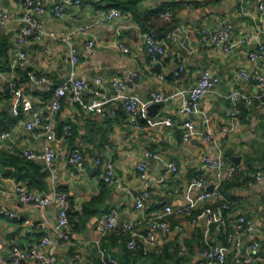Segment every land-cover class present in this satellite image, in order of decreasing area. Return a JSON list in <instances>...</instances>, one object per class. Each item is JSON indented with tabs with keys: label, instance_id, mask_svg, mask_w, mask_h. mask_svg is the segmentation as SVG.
<instances>
[{
	"label": "crops",
	"instance_id": "crops-1",
	"mask_svg": "<svg viewBox=\"0 0 264 264\" xmlns=\"http://www.w3.org/2000/svg\"><path fill=\"white\" fill-rule=\"evenodd\" d=\"M58 0H32L41 4L42 13H33L40 28L53 30L58 34L77 29L71 47L78 55V63L71 64L63 42L43 36L28 40L22 45L16 43L17 34L25 27L21 16L26 5L22 0H1L11 13V20L0 29V39L5 46L0 66V151L7 155L26 158L24 150L40 153L45 144L56 152V157L44 170L42 158L31 159L41 166L42 185L29 186L25 180H18L17 167L0 155V256L7 258L11 248L19 245L29 248L42 236L54 237L47 223L56 219L59 204L53 200L43 211L36 205L22 204L15 192V186L25 184L39 194L51 195L52 188L65 191L70 199L71 226L69 242H63L54 249L55 260L51 264H102L98 248L105 247L118 260V264H200V252L210 245H219L225 259L222 264H236L233 258L234 246L227 240L232 223L240 215L251 219L253 229L242 236V244L259 243L258 257L264 256V178L257 182L253 174L264 168V106L242 105L237 116L226 114L232 108L228 94L232 88L247 93H261V89L239 75V69L251 72L260 70L264 62V49L255 59L249 52L257 50L264 43V17L257 10L258 0H81L79 4L64 6L61 16L53 15L51 6ZM121 10L119 16L110 20L104 18L109 8ZM161 8L158 15L143 19L142 14ZM139 13L143 29L134 15ZM169 13V15H164ZM230 23L232 38L237 41L230 53L217 47H205L199 41L198 30L202 26L217 29ZM171 25L183 32L179 36L171 30L167 36H159L152 30H165ZM151 32L165 44V51L157 61H152L145 48L143 34ZM187 44L184 45V39ZM88 40L95 42L94 50L88 52ZM118 40L128 46V52L120 51L113 42ZM27 54L23 64H13L18 51ZM182 63L184 70L178 78L174 71ZM209 69L218 76L217 85L201 99L198 109L189 115L203 133H210L206 140L202 135H193L187 140L181 138V122L186 116L177 110L186 92L198 80L202 69ZM45 75L46 81L33 82L28 72ZM70 71L87 80L89 87L83 91L85 101L104 93L111 94L110 84L122 79L127 84L126 93L135 95L140 104L146 103L151 92H160L165 99L159 103L158 113L150 116L144 110L139 118L141 127L135 129L126 123V113L121 100H110L99 110H86L69 96L62 99L61 107L52 112L50 100L54 87ZM131 72L141 77L130 76ZM100 78V83L94 78ZM13 80L32 101L42 108L44 116L50 119L54 138H46L43 126L27 130L22 116L12 114V107L18 103L17 94L9 91L8 83ZM172 122L167 123L166 119ZM202 120H206L202 123ZM70 127L69 135H63V127ZM226 127L227 129H224ZM79 148L84 156L83 169H76L66 161L67 154ZM145 151L156 152L158 158H147ZM101 155L113 162L118 182L110 184L101 178L102 170L95 164V157ZM206 156L224 159L220 170L222 177L228 167H235V175L223 178L220 190L230 201V207L223 211V221L210 224L205 231V213L213 210L219 200L205 199L196 202L190 213L169 222H179L180 230L156 231V245L139 243L134 249H127L128 234L116 228L95 242L94 226L107 212L114 210L120 225L127 219L141 220L136 228L143 232L148 224L143 218L158 213L164 204L185 206L195 202L196 196L216 184L215 171L204 165ZM235 158V159H234ZM238 158V159H237ZM27 159V158H26ZM174 161L177 171H167V163ZM146 165L148 181L138 177L136 166ZM194 178L203 179L197 184ZM149 190L141 210L135 208L136 197ZM14 213L10 218L7 213ZM180 239L186 245V253L179 256L176 249ZM47 252V248H45ZM80 255L81 258H78ZM182 259H181V258ZM20 264H38L36 260H24ZM252 264H264L255 258Z\"/></svg>",
	"mask_w": 264,
	"mask_h": 264
},
{
	"label": "built area",
	"instance_id": "built-area-1",
	"mask_svg": "<svg viewBox=\"0 0 264 264\" xmlns=\"http://www.w3.org/2000/svg\"><path fill=\"white\" fill-rule=\"evenodd\" d=\"M100 2L102 0H94ZM27 6L25 12L21 16V19L26 23L25 27L17 34L16 43L22 45L28 40H35L42 38L43 36H50L53 39L63 42L67 45L68 50L66 54L71 64L78 63V55L74 48L71 47V41L77 29H73L64 34H58L53 30H44L39 27L33 13H42L44 8L41 4H34L32 0H23ZM81 0H58L51 6V11L55 16H61L65 5L74 3L79 4ZM257 10L261 18L264 17V0L257 1ZM121 10L116 7L109 8L105 13L104 18L107 20L112 19L115 16H119ZM164 15H169L165 13ZM11 13L2 5L0 0V29H4L8 22L11 20ZM230 23H224L217 29H211L206 26H202L198 30L199 41L205 47H217L225 53H230L237 41L232 38V28ZM145 48L152 61H157L160 55L165 51V44L156 39L151 32H145L143 34ZM113 44L122 52H128L129 48L124 43L115 40ZM95 42L88 40L86 43V49L88 52L94 50ZM264 49V43H260L257 50L249 52L248 57L255 59L258 56L259 50ZM27 60L26 52L20 50L13 57V64H23ZM184 70V65L180 63L174 71V78H178L180 73ZM239 75L249 80L261 89V93H247L239 88H232L228 94V97L232 103V108L226 109V114L229 116H237L242 112V105H255L257 107L264 106V62L260 66V70L251 72L245 68L239 69ZM29 78L33 82L46 81L45 75H37L34 72H28ZM132 77H141L136 72H131ZM218 76L211 70L205 68L199 73L196 83L188 89L186 96L183 98L177 113L182 116H186L181 122V138L183 140L189 139L193 135H202L206 140L211 136L210 133H203L197 129V125L189 118V115L195 112L201 99L205 94L211 91L218 83ZM94 82L99 84L100 78L95 77ZM89 87V82L83 78L75 75L74 71H70L67 76L54 87L53 94L50 100V107L52 112L57 111L61 107L62 99L65 96H69L72 101L78 103L82 108L86 110H99V108L110 100H121L122 107L126 113V123L135 129L141 127L139 118L142 112L146 110V107L153 102H161L165 99L164 95L160 92H151L149 100L140 104L138 98L126 93L127 84L122 79H115L110 84L111 94L106 95L104 93L99 96L93 97L88 101L82 98V93ZM10 93L17 94L19 101L12 107V114L22 116L24 126L27 130L32 129L35 126H43L44 135L46 138H54L55 132L52 128L50 119L52 115L44 116L42 108L35 104L32 99L21 92L16 82L11 80L8 83ZM206 120H202L204 123ZM167 123H171V118L166 119ZM224 129H227L224 127ZM70 127L65 125L63 127V135H69ZM9 135L8 131L1 132V137ZM23 155L27 159L42 158L44 161V170L48 167L56 157V152L47 143L40 153L33 150H24ZM144 156L147 158H158L159 154L156 152L145 151ZM68 164L73 165L76 169H83L84 156L79 148L72 149L66 157ZM95 164L102 170L101 178L110 184H116L118 182V175L115 170L112 161L104 159L101 155H98L94 159ZM204 165L215 171L216 184L211 190H202L195 198V202L185 206H173L170 203L164 204L163 208L155 214L149 215L145 218V222L148 224L146 231H139L136 228V224L141 220L127 219L120 225L117 222V214L114 210L105 213L100 220L94 226L95 242L99 243L100 239L113 232L116 228L120 227L122 232L128 234L126 240L127 249H134L139 243H144L145 246L154 247L156 245L155 232L162 231L168 232L170 230H180L179 222L171 223L166 217L171 216L175 219H179L191 212L196 202H200L205 199L219 200V204L213 210H208L205 213V231L204 235H207L208 229L211 223L223 221V211L230 207V201L226 200L220 190V183L223 178H231L235 175V167L233 165L228 167L227 174L222 177L220 170L225 165L224 159H216L210 156H206ZM167 171L175 173L177 171V165L174 161L167 163ZM136 169L138 171V177L142 180L148 181V173L146 165L143 162L137 164ZM253 177L255 181L259 182L264 178V168L257 170ZM193 181L197 184L203 182V179L194 178ZM15 192L18 195L19 201L22 204L31 203L36 205L41 211L50 204L53 200H56L59 204V210L54 222L49 223L45 218L43 223H47L54 235L53 238L45 235L33 246L29 248H21L19 245H15L11 248L9 257L3 258L0 256V264H20L24 260H36L38 264H51L55 260L54 249L56 246L63 242H69L70 236V216L69 209L71 207L70 199L65 191L58 190L53 187L51 195L39 194L35 190L27 187L25 184H18L15 186ZM149 197V190L144 189L135 200V208L141 210L144 206L145 200ZM7 215L12 218L15 217L14 213L10 212ZM119 226V227H118ZM232 232L228 234L227 240L234 246L233 258L236 264H252L255 258L264 260L263 257H258L257 251L259 250V243L253 241L247 245L242 244V236L249 233L253 229V223L251 219L245 215H240L232 223ZM207 247L200 252L201 263L200 264H222L225 259L223 249L219 245H210L206 240ZM47 248V252H45ZM177 253L182 256L186 253V245L183 239H180L177 244ZM81 258L80 255H77ZM98 257L102 264H118V260L114 258L105 247L98 248ZM83 264H92L90 260L83 261Z\"/></svg>",
	"mask_w": 264,
	"mask_h": 264
},
{
	"label": "trees",
	"instance_id": "trees-1",
	"mask_svg": "<svg viewBox=\"0 0 264 264\" xmlns=\"http://www.w3.org/2000/svg\"><path fill=\"white\" fill-rule=\"evenodd\" d=\"M161 11H162L161 8L156 9V10H151V11L147 12V15L142 14V17H143V19H145L146 17H148L150 15L155 16V15H158ZM133 12H134L136 19L139 21L141 27L143 29L149 30V25L148 26L144 25L143 19H141V17H139V13L134 11V10H133ZM2 41L3 40L0 39V61H1V54L5 50V46L3 45ZM3 67H5V65L0 66V68H3ZM0 155L4 157L2 159L13 163L17 167L16 176H17L18 180H25L29 186L42 185L43 184V179H42L43 174L40 171L41 166L36 164L33 160L21 158V157H17V156H12V155H7L1 151H0ZM69 216H71V214H69ZM70 221H71V218H70Z\"/></svg>",
	"mask_w": 264,
	"mask_h": 264
},
{
	"label": "water",
	"instance_id": "water-1",
	"mask_svg": "<svg viewBox=\"0 0 264 264\" xmlns=\"http://www.w3.org/2000/svg\"><path fill=\"white\" fill-rule=\"evenodd\" d=\"M171 30H175L178 33L179 36H183V32L181 30L177 29L176 25H171V26L167 27L165 30H162V31L157 30V29L152 30V33L155 34V35H159V36H167L168 33ZM187 41H188L187 38H185L183 44L186 45ZM158 107H159V103H157V102H153V103L149 104L146 107L147 114L150 115V116H155L158 113ZM45 172L49 173V170L46 168ZM211 189H212V186L207 188V190H211Z\"/></svg>",
	"mask_w": 264,
	"mask_h": 264
}]
</instances>
